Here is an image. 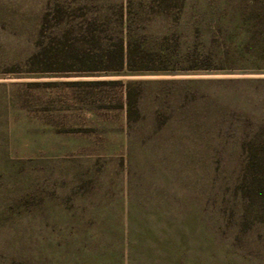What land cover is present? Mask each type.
<instances>
[{"label":"rangeland","instance_id":"1","mask_svg":"<svg viewBox=\"0 0 264 264\" xmlns=\"http://www.w3.org/2000/svg\"><path fill=\"white\" fill-rule=\"evenodd\" d=\"M160 1L0 0V264H264V0ZM55 3L178 69L30 70Z\"/></svg>","mask_w":264,"mask_h":264},{"label":"trees","instance_id":"2","mask_svg":"<svg viewBox=\"0 0 264 264\" xmlns=\"http://www.w3.org/2000/svg\"><path fill=\"white\" fill-rule=\"evenodd\" d=\"M166 1L161 0L159 5L167 8ZM129 12L125 14L120 9L113 19L86 13L80 19H73L68 17L60 3H55L41 17L37 49L28 60L29 64L41 67H32L37 69L30 70L48 69L51 64L67 69L73 67L111 73L169 72L178 69L171 63L174 54L165 43V29L155 31L158 35L153 41H146L145 36L138 39V35L135 36L130 28ZM117 28H121V31H117ZM43 35L48 38L43 39ZM94 82L120 83L118 80ZM125 91L126 117L130 119L133 112L137 111V106L128 82L125 83Z\"/></svg>","mask_w":264,"mask_h":264}]
</instances>
